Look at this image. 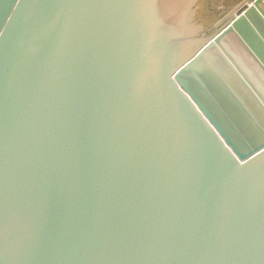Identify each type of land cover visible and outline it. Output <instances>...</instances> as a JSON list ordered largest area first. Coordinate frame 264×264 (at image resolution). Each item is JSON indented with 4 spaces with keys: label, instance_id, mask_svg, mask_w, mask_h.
<instances>
[{
    "label": "water",
    "instance_id": "1",
    "mask_svg": "<svg viewBox=\"0 0 264 264\" xmlns=\"http://www.w3.org/2000/svg\"><path fill=\"white\" fill-rule=\"evenodd\" d=\"M0 264H264V0H0Z\"/></svg>",
    "mask_w": 264,
    "mask_h": 264
}]
</instances>
